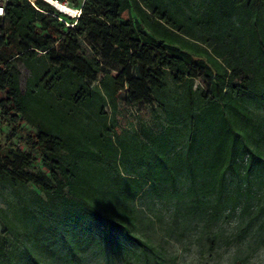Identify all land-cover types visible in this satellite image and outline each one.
I'll return each mask as SVG.
<instances>
[{
  "label": "trees",
  "instance_id": "16d2710c",
  "mask_svg": "<svg viewBox=\"0 0 264 264\" xmlns=\"http://www.w3.org/2000/svg\"><path fill=\"white\" fill-rule=\"evenodd\" d=\"M56 1L79 15L7 0L0 18V123L16 137L0 144V180L57 200L51 213L85 247L106 245L134 264L131 245L139 264H162L161 248L131 230L136 197L174 195L189 216L213 221L228 177L249 182L264 168L252 145L255 112L264 115V0ZM85 36L103 43L115 70L102 69L95 47L81 53ZM17 63L28 71L23 88ZM120 99L155 100L167 125L145 141L120 131ZM0 259L11 262L1 233Z\"/></svg>",
  "mask_w": 264,
  "mask_h": 264
},
{
  "label": "rangeland",
  "instance_id": "374dc122",
  "mask_svg": "<svg viewBox=\"0 0 264 264\" xmlns=\"http://www.w3.org/2000/svg\"><path fill=\"white\" fill-rule=\"evenodd\" d=\"M74 9L62 11L74 14ZM93 47L102 69L115 70L102 42L91 36L80 39L82 54L92 56ZM17 69L23 88L28 71L19 63ZM193 88L204 90L200 78L195 79ZM113 117L120 131L137 134L142 141L167 125L155 100L128 105L120 99ZM252 124L256 128L252 145L264 153V115L260 111L255 112ZM11 133V125L0 123L2 146L16 143V137L11 140ZM226 184L223 206L213 221L206 215L189 216L177 196L157 197L149 193L131 203V230L161 248L162 264H264V168L260 172L254 168L249 182L232 175ZM52 201L57 203L30 184L12 187L0 180V233L11 261L0 259V264H31V255L42 264H123L122 254L106 245L85 247L82 232L65 222L61 211L51 213ZM233 202L236 207L232 210ZM207 203L214 205V198ZM127 249L134 250L133 263L139 264V247L127 245Z\"/></svg>",
  "mask_w": 264,
  "mask_h": 264
},
{
  "label": "bare ground",
  "instance_id": "6f19581e",
  "mask_svg": "<svg viewBox=\"0 0 264 264\" xmlns=\"http://www.w3.org/2000/svg\"><path fill=\"white\" fill-rule=\"evenodd\" d=\"M49 2H52V3H49V4H51L53 7H55L56 9H58V10H60L59 8H61L62 10H65V11H70V12H72V10L71 9H74L73 7H71L70 5H68L67 3H62V2H59V1H56V0H48ZM59 7V8H57V7ZM71 8V9H70ZM62 10H60L61 12H63L64 14H66V15H68V16H77L78 15V13H79V11L78 10H76V11H74L75 13L74 14H70V13H67V12H65V11H62ZM75 10V9H74Z\"/></svg>",
  "mask_w": 264,
  "mask_h": 264
},
{
  "label": "built area",
  "instance_id": "2783aa9c",
  "mask_svg": "<svg viewBox=\"0 0 264 264\" xmlns=\"http://www.w3.org/2000/svg\"><path fill=\"white\" fill-rule=\"evenodd\" d=\"M29 1H32V0H29ZM6 3H7V0H0V18L4 17ZM79 13H78V15H79ZM71 17H75V16H71Z\"/></svg>",
  "mask_w": 264,
  "mask_h": 264
},
{
  "label": "water",
  "instance_id": "95a60500",
  "mask_svg": "<svg viewBox=\"0 0 264 264\" xmlns=\"http://www.w3.org/2000/svg\"><path fill=\"white\" fill-rule=\"evenodd\" d=\"M59 12H61L60 10H58Z\"/></svg>",
  "mask_w": 264,
  "mask_h": 264
}]
</instances>
